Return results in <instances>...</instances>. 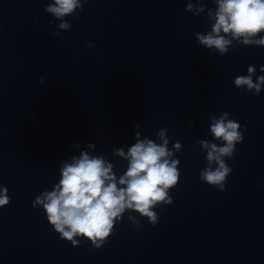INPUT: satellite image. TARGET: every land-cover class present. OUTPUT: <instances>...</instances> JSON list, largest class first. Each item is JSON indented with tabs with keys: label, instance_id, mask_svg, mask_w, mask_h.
I'll return each instance as SVG.
<instances>
[{
	"label": "clouds",
	"instance_id": "clouds-1",
	"mask_svg": "<svg viewBox=\"0 0 264 264\" xmlns=\"http://www.w3.org/2000/svg\"><path fill=\"white\" fill-rule=\"evenodd\" d=\"M214 8L206 9V0H187L185 11L193 16L206 14L211 25L210 31L196 33L198 43L209 51L223 56L234 46L264 47V0H211ZM88 0H51L44 11L59 21V31H69L71 22L66 17L75 18L83 11ZM51 23V22H50ZM59 31L53 35H59ZM91 49L94 44L88 42ZM259 71L264 73V65ZM255 65L247 67V75L237 76L233 83L237 89H245L253 95H259L264 87V75L256 76ZM43 83V77H41ZM189 125L195 121L190 120ZM139 128V123L134 125ZM241 125L229 118L224 111L219 116H210L209 132L212 140L197 141L200 150L205 153V167L200 170L202 182L219 191L226 190V182L233 169L226 161L233 158L236 145L243 142ZM246 130V129H245ZM168 129L161 128L155 133L157 140L134 134L135 143L127 148H115L114 157L127 161L126 170L119 177L114 171L115 165L103 155H91L81 150L79 156L72 155L71 162L60 163V178L51 190L39 193L32 207L42 209L47 222L60 239L79 246L83 239L91 243L93 249H100L113 233L116 224L122 221L125 213H137L155 226L159 216L154 209L173 204L170 191L179 183L180 161L175 154L182 152L179 141L171 142ZM214 141H220L216 143ZM80 148V144L71 145ZM88 149L95 144L87 143ZM11 197L8 189L0 185V208L9 205ZM127 219L140 229V220L128 215Z\"/></svg>",
	"mask_w": 264,
	"mask_h": 264
}]
</instances>
